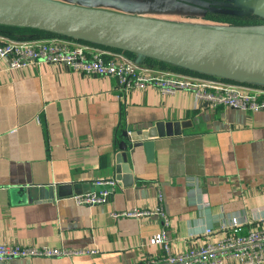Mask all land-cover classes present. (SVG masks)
<instances>
[{
	"label": "crops",
	"instance_id": "1",
	"mask_svg": "<svg viewBox=\"0 0 264 264\" xmlns=\"http://www.w3.org/2000/svg\"><path fill=\"white\" fill-rule=\"evenodd\" d=\"M53 1L226 26L204 16L196 20L206 10L192 8H204L205 0ZM223 1L236 4L244 14L248 11L237 0ZM259 14L245 15L264 18V6ZM260 26L264 25L244 27L263 30ZM158 122L188 123L178 134L153 138L130 150L134 183L124 187L115 178L122 132L147 130ZM102 179L118 184L108 202L94 206L78 205L72 197L29 201L21 191L30 184ZM161 204L168 225L159 213L114 216L132 208L154 210ZM233 219L242 234L264 227V110L209 106L187 90L164 95L155 85L128 88L114 76L85 74L64 63L9 70L0 62V244L98 250L0 264H146L165 257L164 248L152 243L165 228L172 252L183 253L226 238ZM208 228L211 234H206Z\"/></svg>",
	"mask_w": 264,
	"mask_h": 264
},
{
	"label": "water",
	"instance_id": "2",
	"mask_svg": "<svg viewBox=\"0 0 264 264\" xmlns=\"http://www.w3.org/2000/svg\"><path fill=\"white\" fill-rule=\"evenodd\" d=\"M264 0H237L256 13ZM236 6V4H233ZM260 15V14H259ZM0 24L34 28L87 43L135 53L136 62L155 58L224 80L264 86V76H246L207 68L205 62H264V30L235 26H203L171 22L53 0H0ZM188 122H158L147 130L122 132L115 156V178L124 187L134 183L129 151L157 137L180 133ZM141 143V144H140ZM99 188V189H98ZM107 186L94 182L30 184L21 188L29 201L71 198Z\"/></svg>",
	"mask_w": 264,
	"mask_h": 264
},
{
	"label": "built area",
	"instance_id": "3",
	"mask_svg": "<svg viewBox=\"0 0 264 264\" xmlns=\"http://www.w3.org/2000/svg\"><path fill=\"white\" fill-rule=\"evenodd\" d=\"M90 44L60 35L31 40H16L0 35V62L9 70H18L36 63H64L85 74L114 76L128 88L155 85L164 95L187 90L194 93L198 103L203 102L209 106H228L244 111L264 110V87L248 89L246 87L248 85L227 82L218 77L148 68L141 66L123 52L110 51ZM94 184L110 188L74 195L72 198L76 204L86 206L105 204L115 192L118 182L115 179H102L96 180ZM161 206L162 204L154 210L132 208L115 213L114 216L142 218L159 213L165 225H168L169 218ZM232 223L226 238L217 242H206L183 253L172 252L165 228L152 238L153 244L164 248L165 257L161 260L152 259L146 264H264V228H251L242 234L240 233L242 227L237 220L233 219ZM212 232L213 229L208 228L206 234ZM97 251L0 244V261L94 254Z\"/></svg>",
	"mask_w": 264,
	"mask_h": 264
},
{
	"label": "trees",
	"instance_id": "4",
	"mask_svg": "<svg viewBox=\"0 0 264 264\" xmlns=\"http://www.w3.org/2000/svg\"><path fill=\"white\" fill-rule=\"evenodd\" d=\"M204 19L212 23H216L219 25H227V26L242 27V26L264 25V18L258 15H235V14H229V13H223V12H217V11H208L204 15ZM0 35L6 36L10 39H16V40H31V39H37V38L57 36L54 33L46 32V31H42V30H38L34 28L7 26V25H1V24H0ZM81 42H84V41H81ZM90 45L104 48L110 51L123 52L129 58L136 60L137 55L132 52L123 51V50L106 47V46L95 45V44H90ZM140 64L142 66H147V67L149 66L151 68L152 67L161 68V69L170 68L172 70L180 71L183 73H191V74H195V75H199L203 77H212L210 75H204L200 73L191 72L184 68H180L178 66H174V65H171V64L159 61V60L151 59V58L142 59Z\"/></svg>",
	"mask_w": 264,
	"mask_h": 264
},
{
	"label": "rangeland",
	"instance_id": "5",
	"mask_svg": "<svg viewBox=\"0 0 264 264\" xmlns=\"http://www.w3.org/2000/svg\"><path fill=\"white\" fill-rule=\"evenodd\" d=\"M191 1H195V0H191ZM189 5L195 6V5H192L191 3H189ZM232 5L233 4L228 3L226 1H223V0L222 1H219V0H205V6H204V8L199 9L198 8L199 6H196V7H193L192 8V11H194V10H202L204 12L206 10V12H204V14L202 12L198 13L197 14V17H196V20H199V18L203 17L208 11H217V12H223V13H229V14H235V15H245L244 12H243V10H241L239 7L232 6ZM194 14L196 15V13H194ZM146 15L152 16V17L155 16V17L165 18V19H176L177 18L176 15H172L171 16V15L161 14V13H147ZM235 27H240V26H235ZM242 27H244V26H242ZM260 27H262L263 30H264V26H260ZM258 29H260V28H258ZM151 59H155V58H151ZM155 60H157V59H155ZM159 61H161V60H159ZM162 62H164V61H162ZM165 63H167V62H165ZM168 64H170V63H168ZM171 65H173V64H171ZM180 68H182V67H180ZM155 69L164 70V71H172V72H180V71L172 70L170 68L169 69H165V68L164 69L155 68ZM188 71H190V70H188ZM191 72H193V71H191ZM180 73H183V72H180ZM195 73H197V72H195ZM186 74H191V73H186ZM191 75H195V74H191ZM226 81L227 82H231V83L248 85V83H241V82L229 81V80H226ZM258 86H260V85H258ZM261 87H264V86H261Z\"/></svg>",
	"mask_w": 264,
	"mask_h": 264
},
{
	"label": "bare ground",
	"instance_id": "6",
	"mask_svg": "<svg viewBox=\"0 0 264 264\" xmlns=\"http://www.w3.org/2000/svg\"><path fill=\"white\" fill-rule=\"evenodd\" d=\"M207 68L219 72L238 73L246 76H264V62L232 61L230 63L205 62Z\"/></svg>",
	"mask_w": 264,
	"mask_h": 264
}]
</instances>
